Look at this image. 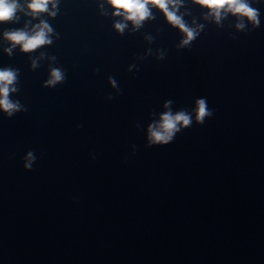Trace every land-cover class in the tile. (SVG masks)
Instances as JSON below:
<instances>
[{"label":"water","instance_id":"water-1","mask_svg":"<svg viewBox=\"0 0 264 264\" xmlns=\"http://www.w3.org/2000/svg\"><path fill=\"white\" fill-rule=\"evenodd\" d=\"M253 6L261 25L242 33L234 17L217 28L186 0L185 19L206 27L184 49L158 9L121 36L106 0H60L55 18L40 17L59 37L32 54L3 51V31L30 17L0 24V67L20 70L13 99L28 107L0 112V264H264V0ZM40 51L57 57L65 83L43 86L52 62L30 66ZM109 76L122 89L112 100ZM205 97L215 112L203 125L146 147L151 112Z\"/></svg>","mask_w":264,"mask_h":264},{"label":"clouds","instance_id":"clouds-1","mask_svg":"<svg viewBox=\"0 0 264 264\" xmlns=\"http://www.w3.org/2000/svg\"><path fill=\"white\" fill-rule=\"evenodd\" d=\"M111 6L113 17L121 19L115 20L113 28L121 36L125 30L131 25V32L140 31L146 22L155 19L153 9H158L166 19V22L173 28L178 29L183 35L182 39L176 45L177 49L191 48L200 34L204 31L206 24L199 23L197 18L193 17L189 23L185 16L189 15L187 9L182 12L185 7L186 0H106ZM262 0H191L195 4L206 11L203 13V19L209 23H214L217 28H224V21L229 16L235 18V23L232 25L237 32L248 33L259 28L261 25V11L254 4H260ZM60 0H0V24L15 23L18 24L21 19V14L24 17H30L25 21L23 27L13 28L3 31V38L9 42V46L3 51L9 56L13 55V51L19 47V50L25 54L35 53L43 46H51L53 44V36L59 37L51 24L40 19L41 16L47 15L55 18L59 13ZM102 15H108L104 11V4L100 3ZM34 19H38V23H33ZM250 26V27H249ZM233 39L236 38L234 33L229 34ZM145 39L149 43L154 41L152 35H146ZM152 53L149 48L145 56L139 57L146 59L148 54ZM157 59H165L166 50L157 49ZM48 59L52 63L49 64L48 78L43 82V86L47 88H55L59 84H63L67 80L66 72L62 66H53L57 61L55 55H49L44 51H40L39 56L32 57L31 69L36 70L40 67L39 61ZM133 69L139 71V66L135 63L130 64L128 71ZM99 72V69H96ZM19 76L20 70L11 66L0 67V112L4 113L7 118H12L18 112H27L28 107L19 99H13V94L19 92ZM108 82L112 88L116 89V93H106V99L112 100L115 96L122 94V89L119 87L117 80L109 76ZM174 101L169 99L163 104L165 109L159 113V118L156 117V112L150 113V123L146 129V147L163 146L173 142L178 133L184 129L193 126V123L203 125L206 119L214 115L215 109L208 107L207 98H197L194 106L191 108H181L173 111ZM78 128L83 125H77ZM136 127H142L137 123ZM134 150H138L137 145H133ZM135 155V151L133 153ZM95 159V154L93 155ZM34 151L29 150L23 157L24 168L32 170L33 165L37 160ZM127 159V157H126Z\"/></svg>","mask_w":264,"mask_h":264}]
</instances>
